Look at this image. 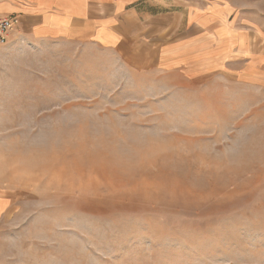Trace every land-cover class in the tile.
<instances>
[{"label":"rangeland","instance_id":"rangeland-1","mask_svg":"<svg viewBox=\"0 0 264 264\" xmlns=\"http://www.w3.org/2000/svg\"><path fill=\"white\" fill-rule=\"evenodd\" d=\"M228 26L168 70L0 45V264H264V0Z\"/></svg>","mask_w":264,"mask_h":264},{"label":"crops","instance_id":"crops-1","mask_svg":"<svg viewBox=\"0 0 264 264\" xmlns=\"http://www.w3.org/2000/svg\"><path fill=\"white\" fill-rule=\"evenodd\" d=\"M249 1L0 0V16L18 18L9 41L30 35L86 45L168 70L191 66L208 43L224 41L232 12ZM12 203L0 190V221Z\"/></svg>","mask_w":264,"mask_h":264},{"label":"built area","instance_id":"built-area-1","mask_svg":"<svg viewBox=\"0 0 264 264\" xmlns=\"http://www.w3.org/2000/svg\"><path fill=\"white\" fill-rule=\"evenodd\" d=\"M19 24L18 18L14 16H0V45H7L12 33Z\"/></svg>","mask_w":264,"mask_h":264}]
</instances>
